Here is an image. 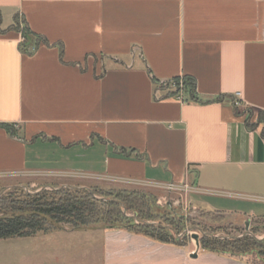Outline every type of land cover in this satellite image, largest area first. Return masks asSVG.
<instances>
[{
  "label": "crops",
  "instance_id": "0c3cea01",
  "mask_svg": "<svg viewBox=\"0 0 264 264\" xmlns=\"http://www.w3.org/2000/svg\"><path fill=\"white\" fill-rule=\"evenodd\" d=\"M0 14V175L186 183L191 207L264 222V0H0ZM16 16L43 39L33 54ZM186 75L198 102L171 95ZM107 237L109 261L120 243L131 264H245Z\"/></svg>",
  "mask_w": 264,
  "mask_h": 264
},
{
  "label": "trees",
  "instance_id": "16d2710c",
  "mask_svg": "<svg viewBox=\"0 0 264 264\" xmlns=\"http://www.w3.org/2000/svg\"><path fill=\"white\" fill-rule=\"evenodd\" d=\"M2 18L0 14V24ZM15 17V24L10 30L22 32L24 41L19 44L22 52L33 54L43 40L33 34L25 20ZM29 37H33V48L29 47ZM44 42L49 44L46 39ZM175 86L171 95H178L181 91L188 96L189 101L198 102L196 80L191 76L175 77L169 82ZM159 85L160 81L155 79ZM182 85V87H181ZM161 85L160 88H162ZM223 96L214 101H222ZM264 116L263 111L258 110ZM248 119V118H247ZM249 121V119H248ZM264 123V117L259 123ZM1 126L10 134L15 135L14 125L2 123ZM264 134V127H263ZM95 193V192H94ZM96 194V193H95ZM99 199L87 189L74 187L59 188L57 190H42L35 194L15 195L8 194L0 197V239L31 236L40 231L47 232L60 224H70L73 228L88 227L104 224L114 229L147 237L155 242L174 246H185V238L178 237L179 222L183 217L176 215V211L168 205L166 214L154 207L156 197L137 189H122L108 191L101 194ZM134 212V216L124 213ZM226 218L220 212H207ZM139 222H136V219ZM258 227L251 233H242V236L215 237L205 230L200 240L203 251L230 257L246 264H264V238L257 237Z\"/></svg>",
  "mask_w": 264,
  "mask_h": 264
},
{
  "label": "rangeland",
  "instance_id": "374dc122",
  "mask_svg": "<svg viewBox=\"0 0 264 264\" xmlns=\"http://www.w3.org/2000/svg\"><path fill=\"white\" fill-rule=\"evenodd\" d=\"M19 20L21 28H23L22 18ZM237 105L241 106L242 104L237 103ZM250 109L252 108L245 106V112H249ZM252 114L255 115L254 119ZM252 114L247 113V118L249 121L253 119L255 123L260 121V117H264L254 110ZM68 187L87 189L99 199L104 198L101 194L122 189H137L153 194L156 197L154 207L156 209L159 207L161 213L166 214L167 206L170 205L176 211V215L183 217L184 220L179 222L178 237H184L186 245L178 248L185 252L187 259L193 258L191 253L196 251L194 234L197 233L199 240H201L205 235V230L215 237H226L227 234L239 237L242 236V233H251L258 227L257 237L259 239L264 238V222L247 221L242 219V214L237 213L235 215L240 220L205 213L203 210L191 207L186 201L185 193L159 191L148 186L126 184L115 179L104 180L100 177L0 175V197L8 194L23 196L25 193L35 194L42 190L53 191ZM212 198L215 199L216 197ZM124 213L135 217L134 212H127L124 209ZM135 219L136 222H139V219ZM246 222H249L248 226ZM116 231L125 230L114 229L104 224L81 228H73L70 224H60L47 232L40 231L31 236L0 239V264H131V260L127 258L129 250L127 248L134 249V247L131 248L119 242L117 244L119 246L116 248L117 253H115L117 259L115 261L106 259L107 242L112 243L111 238L107 240L108 233H115ZM119 235L118 238L121 237ZM114 242L116 243L115 240ZM204 253L202 250L198 251L201 258ZM166 255L169 254L152 256V258L162 257L165 260ZM171 262L174 264L176 261L173 258ZM177 262L182 264L181 260H177Z\"/></svg>",
  "mask_w": 264,
  "mask_h": 264
},
{
  "label": "built area",
  "instance_id": "2783aa9c",
  "mask_svg": "<svg viewBox=\"0 0 264 264\" xmlns=\"http://www.w3.org/2000/svg\"><path fill=\"white\" fill-rule=\"evenodd\" d=\"M22 37H23V35H22ZM23 41H24V37H23V40L21 42H23ZM181 87H182V85H181ZM238 96H239V94H238ZM179 98L184 100L182 91H181V94L179 95ZM115 180L122 182V183H126V184L144 185L143 182L136 181V180H128V179H115ZM151 186L157 187V188H162V189H164L170 193L174 192V193H185V194H187V193L193 191V187L190 186L189 184H186V183H176V182L153 183Z\"/></svg>",
  "mask_w": 264,
  "mask_h": 264
},
{
  "label": "water",
  "instance_id": "95a60500",
  "mask_svg": "<svg viewBox=\"0 0 264 264\" xmlns=\"http://www.w3.org/2000/svg\"><path fill=\"white\" fill-rule=\"evenodd\" d=\"M249 222H246V225L248 226ZM194 238L196 239V251H193L191 253V257L197 258L198 257V251L200 250V240H199V235L197 233L194 234Z\"/></svg>",
  "mask_w": 264,
  "mask_h": 264
},
{
  "label": "flooded vegetation",
  "instance_id": "af4514ba",
  "mask_svg": "<svg viewBox=\"0 0 264 264\" xmlns=\"http://www.w3.org/2000/svg\"><path fill=\"white\" fill-rule=\"evenodd\" d=\"M246 264V263H245Z\"/></svg>",
  "mask_w": 264,
  "mask_h": 264
}]
</instances>
